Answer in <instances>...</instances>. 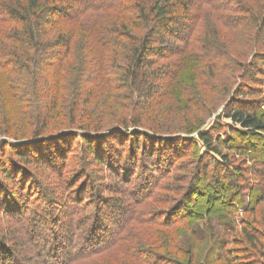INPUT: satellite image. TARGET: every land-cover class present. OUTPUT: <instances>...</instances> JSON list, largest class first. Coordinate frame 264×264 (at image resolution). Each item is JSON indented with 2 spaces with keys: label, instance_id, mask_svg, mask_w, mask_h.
I'll list each match as a JSON object with an SVG mask.
<instances>
[{
  "label": "rangeland",
  "instance_id": "rangeland-1",
  "mask_svg": "<svg viewBox=\"0 0 264 264\" xmlns=\"http://www.w3.org/2000/svg\"><path fill=\"white\" fill-rule=\"evenodd\" d=\"M242 1L232 0V11L219 13L230 19L241 17L244 21L234 27L235 33L223 34L222 39L218 40L221 41L218 47L214 43H205L213 34L211 20L205 17V6L197 28L196 24L191 26L195 27L191 31L192 41H199L200 55L205 56V62H211L218 55L222 58L218 70L205 72L199 82L194 81L190 72L182 71L185 74L180 78L181 83L164 99L158 97L157 100H161L159 104L155 100L151 102V109H135V118H148L139 127L133 126L128 118L126 122H120L127 115L126 109L130 111L133 104L130 100L122 97L119 103L124 108L115 106L109 110L119 113L120 119L115 116L112 123L101 128V133L110 131L111 134L93 143L104 155L103 163L94 161L86 154V142L82 135L88 132L77 129L75 124L78 121L70 120L68 104L54 112L60 118L54 117L48 127L40 132L41 126L35 122L33 104H18L14 92L10 90L18 89L16 97L23 96L24 91L27 92L21 85L25 78L0 74V236L21 253L23 261L42 264L36 256L31 237L25 231L33 221L34 229L46 224L51 228V223L39 218L46 215L57 218L52 224L56 226L61 223L59 227L68 231L74 245L81 243V230L105 217V241L113 243L122 239L120 246L126 250L125 253L119 248L78 264H264V201L255 206L248 204V210L254 209L253 213L242 212L239 208L226 211L224 206L215 204L201 219L194 218L179 227L158 226L148 220L182 200L196 167H201L198 159L205 153L203 147L199 143L193 148L185 138L196 142L198 132H207L214 138L219 135L222 142L229 138L224 146L249 141L263 148L264 153L261 146L264 133L259 136L262 141L259 138L235 140L233 137L236 136L229 134L232 123L225 119L228 106L241 107L252 102L256 104L257 113L264 123V48L259 49L263 44L264 32L258 31L260 25L256 22V16H260V10L264 7V0ZM241 3L247 5L248 11L238 10ZM93 14L97 13L85 16ZM207 45L214 48L209 54L205 52ZM227 52L232 55V62L225 61V56L223 58L222 55ZM178 54L156 58L155 65H165L177 59ZM66 79L70 81L72 77ZM183 88L189 94H185ZM66 96H70L69 92H66ZM217 124L220 126L214 129ZM191 128L199 130L187 134V129ZM234 128L239 129V126ZM5 131L10 134L15 132L18 137L13 138ZM38 132L41 134L36 138L34 135ZM141 132H150L155 138L141 135ZM33 138L39 139V142L13 145L18 140ZM137 138L139 146L144 147V154L135 152ZM224 146H220V150L229 156L232 164L242 168L251 167L246 156L242 158L237 151H228ZM109 154L120 159V163L124 164L122 166L129 169L126 178L120 175L123 170L119 173L120 168L108 166ZM216 158L220 160V157ZM134 160L136 163L133 165ZM4 173L7 177H3ZM222 177V182L229 183V179L224 175ZM141 179L148 183L143 189L138 184ZM198 187L195 200L206 207L207 196L213 193V189L210 190L208 184ZM233 189L228 188L227 193ZM6 190L9 200H13L11 195L17 197L22 209L20 213L13 215L4 210L2 199ZM258 193L259 190L255 195ZM99 203H104L105 209L100 208L96 217L93 211L100 206ZM136 215L142 216L141 221L145 222H135L133 217ZM80 224L81 229L78 228ZM243 227L259 236L256 246L245 243L240 234Z\"/></svg>",
  "mask_w": 264,
  "mask_h": 264
},
{
  "label": "trees",
  "instance_id": "trees-1",
  "mask_svg": "<svg viewBox=\"0 0 264 264\" xmlns=\"http://www.w3.org/2000/svg\"><path fill=\"white\" fill-rule=\"evenodd\" d=\"M232 5V0H0V74L25 78L21 85L27 92L24 91L23 96L16 97L18 89L10 90L14 92L18 104H33L35 122L41 126L40 132L48 127L51 120L60 118L54 112L68 104L70 120L78 121L76 128L88 132L82 135L86 142V154L94 158V161L103 163L104 155L93 143L111 133L99 137L93 135H99L101 128L112 123L115 116L120 119L119 113H111L109 110L115 106L124 108L119 103L122 97L133 104L130 111L126 109L127 115L120 122H126L128 118L133 126L139 127L148 118H135V109H151V102L155 100L159 104L181 83L180 78L184 72H190L194 81L199 82L205 72L218 70L222 58L218 55L213 60L211 58V62H205V56L200 55L199 41H192L191 34L195 27L191 26L196 24L197 28L205 6V17L211 20L213 33L205 43H214L218 47L221 43L218 40L222 39L223 34L235 33L234 27L244 21L241 17L230 19L220 15L232 11ZM246 6L241 3L238 10H247ZM260 11L256 22L260 25L258 31L264 32V7ZM90 13L97 14L85 16ZM262 43L259 49L264 48V39ZM207 46L205 52L209 54L214 48L212 45ZM183 50L184 53L181 52ZM176 54L179 55L177 59L159 67L155 65L156 58H169ZM222 56L227 57L225 61L232 62L230 53ZM66 77L72 79L68 81ZM183 90L189 94L186 88ZM66 92H69V97ZM230 107L225 109V119L232 123L229 134H234L235 140L259 138L262 141L259 136L264 133V123L257 113L256 104L250 102L241 107ZM219 126L217 124L214 129ZM235 126H239V129ZM198 128L187 129L186 133L198 132ZM40 132L34 136H39ZM5 134L18 137L15 132L10 134L5 131ZM141 135L154 136L150 132H141ZM218 136L214 138L210 133L198 132V141L184 139L193 148L199 143L203 147L205 153L198 159L201 167H196L182 200L167 211L152 215L148 219L151 224L167 228L179 227L194 218L201 219L215 204L224 206L226 211L239 208L242 212L253 213L254 209L248 210V204L253 203L255 206L264 201L263 148L249 141L227 147L223 144L229 138L222 142ZM138 142L137 138L135 152L144 154V147H140ZM220 146L228 151H237L242 158L246 156L251 167L242 168L232 164L229 156L222 154ZM261 146L264 147V140ZM109 158L108 166L120 168L119 173L123 170L120 175L126 178L129 169L122 166L124 164L120 163V159L110 154ZM135 163L134 160L133 165ZM222 175L229 179V183L222 182ZM3 177H7L5 173ZM138 184L143 189L148 183L141 179ZM200 184H208L209 189H213V193L207 196L206 207L195 200ZM227 184L228 188H234L230 193H227ZM258 190L260 193L255 195ZM7 193L6 190L2 199L4 210L13 215L20 213L22 209L17 197L11 195V201ZM75 201L78 202V199ZM99 205L93 211L96 217L100 208L105 209L104 203ZM141 217L136 215L133 219L135 222H145L143 219L141 221ZM39 218L51 223L52 227L48 228L46 224L43 227L35 226L34 229L33 221L25 234L31 237L36 247V256L42 264H78L95 255L121 248L122 239L113 243L104 239L107 226L103 220L106 217L95 220L87 229L81 230V243L78 245H74L68 231L59 227L61 223L53 225L55 216L40 215ZM78 228L81 229V224ZM240 234L246 244L256 246L260 240L256 233L251 234L246 227L241 229ZM121 249L125 253L126 250ZM21 258V253L0 236V264H28Z\"/></svg>",
  "mask_w": 264,
  "mask_h": 264
},
{
  "label": "water",
  "instance_id": "water-1",
  "mask_svg": "<svg viewBox=\"0 0 264 264\" xmlns=\"http://www.w3.org/2000/svg\"><path fill=\"white\" fill-rule=\"evenodd\" d=\"M110 131H107L105 133H100L99 135H93L94 137H99V136H104L105 134H108ZM62 135V134H61ZM39 139H35V140H24V141H21L19 143L21 144H24V143H32V142H35V141H38ZM19 143H16V144H19Z\"/></svg>",
  "mask_w": 264,
  "mask_h": 264
}]
</instances>
